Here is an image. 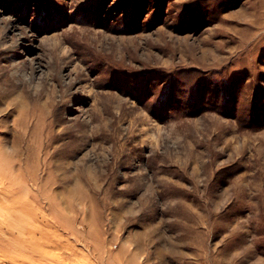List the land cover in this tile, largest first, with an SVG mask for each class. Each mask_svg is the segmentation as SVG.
Listing matches in <instances>:
<instances>
[{
    "label": "rangeland",
    "instance_id": "obj_1",
    "mask_svg": "<svg viewBox=\"0 0 264 264\" xmlns=\"http://www.w3.org/2000/svg\"><path fill=\"white\" fill-rule=\"evenodd\" d=\"M0 264H264V0H0Z\"/></svg>",
    "mask_w": 264,
    "mask_h": 264
}]
</instances>
